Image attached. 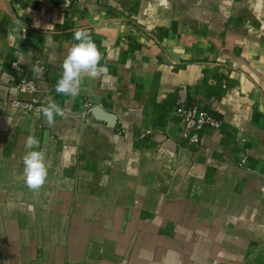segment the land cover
I'll return each mask as SVG.
<instances>
[{"label":"crops","instance_id":"1","mask_svg":"<svg viewBox=\"0 0 264 264\" xmlns=\"http://www.w3.org/2000/svg\"><path fill=\"white\" fill-rule=\"evenodd\" d=\"M77 30L101 59L73 96ZM182 99L221 127L186 130ZM0 264H264V0H0Z\"/></svg>","mask_w":264,"mask_h":264},{"label":"clouds","instance_id":"2","mask_svg":"<svg viewBox=\"0 0 264 264\" xmlns=\"http://www.w3.org/2000/svg\"><path fill=\"white\" fill-rule=\"evenodd\" d=\"M74 38L78 43H74L69 49L67 56L62 63V76L56 84L58 93L76 95L82 82V75L88 73L92 77L99 75L100 53L94 43L83 30H77ZM32 71L39 78L43 74V68L35 66ZM61 110L55 105H49L43 109L47 122L54 123V113ZM39 140L29 137L26 146L30 151L23 157L24 169L23 177L25 183L32 189H39L46 181L48 169L45 163V155L39 148Z\"/></svg>","mask_w":264,"mask_h":264},{"label":"built area","instance_id":"3","mask_svg":"<svg viewBox=\"0 0 264 264\" xmlns=\"http://www.w3.org/2000/svg\"><path fill=\"white\" fill-rule=\"evenodd\" d=\"M74 3V0H65V6L69 7ZM36 66L43 68V74L45 68L42 63L36 62ZM12 67L16 70H19L21 73H24V70L19 67V62L14 61ZM42 74V75H43ZM17 90L21 93H33L36 91V83L33 80H27L25 77L21 78L17 85ZM79 93V89L78 92ZM15 106L23 107L24 109L31 111L37 107L31 100H26L22 102H14ZM176 114L183 124L186 130L192 131L195 135H200L205 128L210 129H219L221 127V121L214 118L208 113L201 111L195 100H178L175 108ZM148 131H145L141 134L142 137L148 134ZM191 142L199 144L200 138L192 137Z\"/></svg>","mask_w":264,"mask_h":264}]
</instances>
